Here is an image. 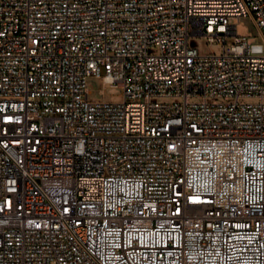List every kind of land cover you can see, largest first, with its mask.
Segmentation results:
<instances>
[{"label": "built area", "instance_id": "built-area-1", "mask_svg": "<svg viewBox=\"0 0 264 264\" xmlns=\"http://www.w3.org/2000/svg\"><path fill=\"white\" fill-rule=\"evenodd\" d=\"M0 264H264V0H0Z\"/></svg>", "mask_w": 264, "mask_h": 264}, {"label": "rangeland", "instance_id": "rangeland-1", "mask_svg": "<svg viewBox=\"0 0 264 264\" xmlns=\"http://www.w3.org/2000/svg\"><path fill=\"white\" fill-rule=\"evenodd\" d=\"M244 23L250 26V29L254 31L252 25L248 20H245ZM251 31V32H252ZM229 41H233L232 38ZM189 46L195 47L199 50L201 55H211V54H220L223 51L222 45L217 41H211L206 38L204 35H191L189 37ZM150 54H158L159 48L158 47H150L149 48ZM88 84L92 89V94L89 96L91 101L99 102V101H111L116 102L122 100L121 91L117 88H108L104 89L103 81L101 78H89ZM104 90V93L101 91ZM155 100H160L162 102H182L183 98L181 97H163V98H156ZM213 98H208V101L211 102ZM222 101V98H219ZM248 101H257L256 99L252 98Z\"/></svg>", "mask_w": 264, "mask_h": 264}, {"label": "bare ground", "instance_id": "bare-ground-1", "mask_svg": "<svg viewBox=\"0 0 264 264\" xmlns=\"http://www.w3.org/2000/svg\"><path fill=\"white\" fill-rule=\"evenodd\" d=\"M240 32L245 33V32H251L248 28V26L244 23V21H241L240 26H239Z\"/></svg>", "mask_w": 264, "mask_h": 264}]
</instances>
